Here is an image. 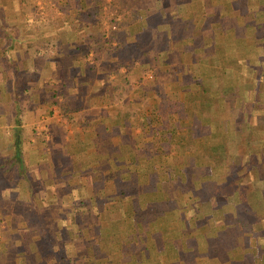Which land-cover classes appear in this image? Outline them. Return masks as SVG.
Segmentation results:
<instances>
[{"label":"crops","instance_id":"0c3cea01","mask_svg":"<svg viewBox=\"0 0 264 264\" xmlns=\"http://www.w3.org/2000/svg\"><path fill=\"white\" fill-rule=\"evenodd\" d=\"M12 1L0 264H264V0H106L102 19L95 0H53L44 20L36 0ZM162 58L172 99L160 81L139 89ZM161 107L171 142L154 146L145 117ZM229 177L253 189L218 198Z\"/></svg>","mask_w":264,"mask_h":264},{"label":"rangeland","instance_id":"374dc122","mask_svg":"<svg viewBox=\"0 0 264 264\" xmlns=\"http://www.w3.org/2000/svg\"><path fill=\"white\" fill-rule=\"evenodd\" d=\"M69 1H71V0H69ZM12 2L16 3V0H13ZM36 2H37V6H38V15L42 18V20L46 19L47 9H48L49 5L54 3V1L53 0H36ZM57 2L65 3V0H59ZM21 3H22V5H24L25 4V0H21ZM46 3H48V4L46 5ZM66 4H68V3H66ZM60 10H62V9L59 8L56 11L59 13ZM103 10H105V9L103 8ZM69 11H70V9L68 10V12ZM103 16H104V11H103V13L101 15L98 14L99 19H102ZM5 24L8 25L9 23H5ZM35 24H36V22H35L34 18H31L30 25L34 26ZM99 25H101L104 28V24L99 23ZM106 27H108L109 31L118 30L117 22H115L113 24H107ZM0 28L3 30V28L1 26H0ZM97 29L101 30V31L103 30L102 28H97ZM106 32H108L107 29H106ZM139 43H141V41H137V43H135L132 46H130L125 51V53L122 52V55L124 57H126L129 62L135 61V60H139L141 57H145L144 55H147L146 52H144L143 50H142L143 52L141 51V49L144 48L145 41L142 40V43H143L142 48L140 47ZM118 57L120 58V56H118ZM148 57H150V56H148ZM144 59H145V60H143L144 62L147 61L146 58H144ZM148 59H151L152 62L151 61H147L151 65L154 62V60L152 58H148ZM162 60H163V58L161 59V62L159 63V65L156 64V61H155L154 66L152 65V66L149 67V69L147 70V73L145 74V76L143 78V80H145V81L141 82L143 85H141V87L139 89H141L142 92L145 93L149 89L152 88L151 84H154V83L156 84V83H158L160 81L159 84H162V85H159V87H158L159 97L162 98L164 96V97L172 99L173 97H175V95H177L175 87H172L173 86L172 83H173L174 79L173 78L170 79V80L166 79L167 77H165V76H166V72L167 71L165 72L164 70L161 69L162 68V64H163ZM139 61H141V60H139ZM147 62H145V63L147 64ZM116 63H117V61H116ZM161 79H162V81H161ZM163 89L165 91L164 93L162 92ZM178 96H179V94H178ZM147 102H149V100L147 98L144 99V102L141 101V103L143 105L144 104L147 105ZM148 107L149 106L147 105V108ZM150 111H151V109H150ZM244 165L245 166L242 168L243 170H244V168L246 169V164H244ZM226 180H228V181L226 182ZM226 180H224V183H223L224 184L223 186H225V189H223L224 191L221 190V192H219V191L217 192L218 193V198H222L226 194L230 196L231 195L230 193L233 192L234 190L236 191L237 189L241 190V191H244V192H246V190L249 192V191H251V189H253V184H251V183H248L247 189L245 187H239V185L236 182H232L234 180V177L233 178L232 177L231 178L230 177L226 178ZM246 180L247 179L245 178V181ZM261 185L262 184H259V183L255 184L257 191L260 190V186ZM248 189H250V190H248ZM218 198L217 199H211L213 206H217V201H219ZM234 202H235L234 199H229L227 204H226V207L229 208V209H231V208L233 209ZM256 202L261 204L262 201L257 199ZM206 209H207V207H206ZM208 211H211V210H208Z\"/></svg>","mask_w":264,"mask_h":264},{"label":"trees","instance_id":"16d2710c","mask_svg":"<svg viewBox=\"0 0 264 264\" xmlns=\"http://www.w3.org/2000/svg\"><path fill=\"white\" fill-rule=\"evenodd\" d=\"M95 4H97L96 8L94 11L97 14H102L103 13V8L105 5H107L106 0H95ZM117 19V18H116ZM117 25L119 21H116ZM113 24V23H112ZM114 31V30H112ZM154 110H157L158 113L156 114ZM152 115H148L145 117L146 124L148 126L145 127V136L149 139L151 143L154 144V146H158L159 142H168L170 141L171 134H168L167 132L163 131L162 129H159V122H161L160 116L162 115H167V108L161 107V108H156L151 110ZM159 140V142H158ZM171 142V141H170ZM160 146H167L162 143ZM160 156H166L168 153L167 149H162L159 151Z\"/></svg>","mask_w":264,"mask_h":264}]
</instances>
